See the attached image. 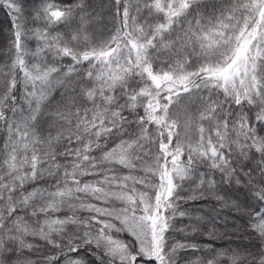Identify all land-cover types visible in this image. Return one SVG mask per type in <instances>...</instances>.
<instances>
[{
    "label": "snow or ice",
    "instance_id": "6c2138e0",
    "mask_svg": "<svg viewBox=\"0 0 264 264\" xmlns=\"http://www.w3.org/2000/svg\"><path fill=\"white\" fill-rule=\"evenodd\" d=\"M0 11V264H264V0Z\"/></svg>",
    "mask_w": 264,
    "mask_h": 264
},
{
    "label": "trees",
    "instance_id": "16d2710c",
    "mask_svg": "<svg viewBox=\"0 0 264 264\" xmlns=\"http://www.w3.org/2000/svg\"><path fill=\"white\" fill-rule=\"evenodd\" d=\"M9 28V22L3 11H0V29H3L4 34H7Z\"/></svg>",
    "mask_w": 264,
    "mask_h": 264
}]
</instances>
